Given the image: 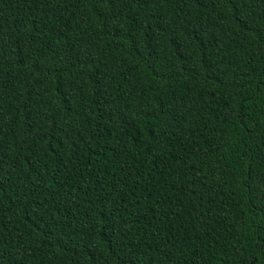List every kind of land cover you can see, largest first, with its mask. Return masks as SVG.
Returning a JSON list of instances; mask_svg holds the SVG:
<instances>
[{"label": "trees", "instance_id": "trees-1", "mask_svg": "<svg viewBox=\"0 0 264 264\" xmlns=\"http://www.w3.org/2000/svg\"><path fill=\"white\" fill-rule=\"evenodd\" d=\"M0 264H264V0H0Z\"/></svg>", "mask_w": 264, "mask_h": 264}]
</instances>
